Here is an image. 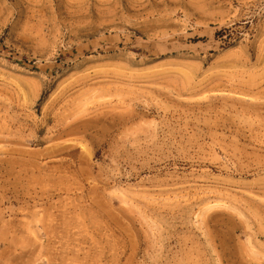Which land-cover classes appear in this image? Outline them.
Returning a JSON list of instances; mask_svg holds the SVG:
<instances>
[{
	"label": "rangeland",
	"instance_id": "obj_1",
	"mask_svg": "<svg viewBox=\"0 0 264 264\" xmlns=\"http://www.w3.org/2000/svg\"><path fill=\"white\" fill-rule=\"evenodd\" d=\"M0 264H264V0H0Z\"/></svg>",
	"mask_w": 264,
	"mask_h": 264
},
{
	"label": "trees",
	"instance_id": "obj_2",
	"mask_svg": "<svg viewBox=\"0 0 264 264\" xmlns=\"http://www.w3.org/2000/svg\"><path fill=\"white\" fill-rule=\"evenodd\" d=\"M26 62H27V59H26V58H22V59H21V62H20L19 64L22 65L23 63H26Z\"/></svg>",
	"mask_w": 264,
	"mask_h": 264
}]
</instances>
